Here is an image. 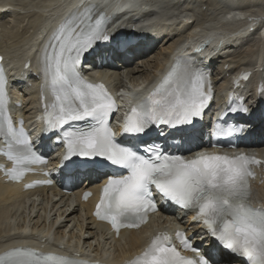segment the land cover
<instances>
[{"label": "snow or ice", "instance_id": "snow-or-ice-1", "mask_svg": "<svg viewBox=\"0 0 264 264\" xmlns=\"http://www.w3.org/2000/svg\"><path fill=\"white\" fill-rule=\"evenodd\" d=\"M111 19L104 12L97 14L94 4L77 6L53 30L41 51L42 72L52 96L45 106V130L61 134L65 147L61 157L63 168L111 165L126 170V175L110 176L101 186L94 213L98 219L110 223L117 234L122 227H139L149 212L157 210L155 189L161 202H170L185 212L195 210L191 220L200 223L208 236L230 254L245 264H264V206L254 207L249 202V177L254 176L250 165L259 163L258 160L243 153L236 156L198 153L185 159L163 151L155 143H146L141 154L117 140L109 126L115 101L103 84L91 83L79 72L84 55L97 43L112 39L106 28ZM250 19L251 30L259 20ZM119 43L127 46L132 40L122 38ZM209 75L206 66L198 64L192 56L177 57L159 83L125 116L120 129L122 137L143 142V135L154 125L181 131L184 129L180 126L192 125L211 98ZM248 76L242 74L243 79ZM6 86L4 69L0 67V136L6 144L0 151L13 162V168L7 169L6 174L19 180L25 172L32 171L31 165L42 163L43 158L33 149L24 128L13 125L7 111ZM258 92L264 95V85ZM228 111L247 114L250 109L241 98L235 106L230 104ZM216 129L217 136L243 131L242 126L232 124L227 128L216 124ZM88 195L85 193V198ZM175 237L183 249L196 253L198 258L182 255L168 233H158L124 264H213L218 259L212 253L202 254L183 230L177 229ZM0 264L89 262L66 254L14 247L0 252Z\"/></svg>", "mask_w": 264, "mask_h": 264}, {"label": "bare ground", "instance_id": "bare-ground-1", "mask_svg": "<svg viewBox=\"0 0 264 264\" xmlns=\"http://www.w3.org/2000/svg\"><path fill=\"white\" fill-rule=\"evenodd\" d=\"M14 1H17V0H2V1H0V35H3V33L1 32L2 30L7 29L11 25V23H13L15 21L14 17H17L18 13L13 15V10L18 7V6H15V8L13 7L12 4H18V3H13ZM117 1L118 0H112L111 1L113 8H117V7H115V5H119L118 4L119 1L118 2ZM156 1H161V0H156ZM210 1H211V3L214 2L215 4H220L222 6L232 2L231 0H225L226 3H220L219 1H221V0H219V1L218 0H210ZM235 1H237V2H234L235 5H236V8H237L240 5L238 3L242 2L243 0L242 1L235 0ZM20 2H23V0L20 1ZM145 2H146V0H145ZM196 2H198V0ZM247 2L255 3L257 5L256 11H262L263 10L261 8L262 5H263L262 1H260V0H247ZM78 3H79L78 0H65V3L62 6H60V8H58L59 6H57L56 9H58V10L53 13V15L50 18V20H48L46 23H40V25L38 26L37 30L36 31L34 30L31 33L30 39L32 38V40L26 46V48H25V50L23 52V55L22 56L20 55L21 57L17 58V59L16 58H12V60L14 59V62L11 65L7 64V61H8L7 58L9 57L7 55V53L5 51L2 52L0 50V55H1L0 58H2V59H0V61L3 63L5 72L7 74V78H8L7 84H8V87H9V93H10L11 98H12V102L10 103V109L12 111H14L15 113L18 110H20V113L27 118L28 116L24 112H27V110L29 108H33L35 106L36 96H37V93H38L40 82H41V80H44V77H42V78L39 77V73L40 72L38 71L39 68H40V71L42 72V66H41L40 57H41V51L43 49V46H44L45 42L48 40V38L51 35V33L53 32V30L57 27V24H59V22H61V19L64 16V14L66 13V11L68 9H71V8L73 9V8L77 7ZM185 5L187 6V3ZM185 5H182V7L183 6L185 7ZM188 5H189V1H188ZM208 7H207V9H208ZM158 8H160V7L158 6ZM186 8H184V10L186 11L185 13L187 14V12L189 10L187 9L188 10L187 11ZM236 8L233 7L231 9H229L228 13H227V11H226L227 9H226L225 12H224L225 14L224 13L217 14V15L214 16V18L212 20H210L208 22L198 23V26H196L195 28L190 30V32H188L187 35L188 36H190V35L199 36L200 35V42L210 43V45L212 44L213 41L218 42L216 39H212L210 42L206 39V37H210L211 36L209 31L213 30L216 33L218 31H220V29H219L220 27L227 28V27L230 26V27L235 28L234 26L236 24H238L239 22H236V20L235 21H233V20L232 21H227V20L223 19V16L224 15H228L229 13L233 12ZM24 10H25V8H24ZM27 10H28V8H27ZM119 10H121V9H119ZM131 10L133 12L136 9H131ZM99 12L100 11H97V14ZM40 13H41V11H40ZM165 13H166V10H163L162 14H160L159 16L164 15ZM179 14H180L181 17L184 18V19H182L183 21H186L185 19L191 18L189 16L185 17V14H183L181 12V10H180ZM25 16H26V14H25ZM29 17H31V16H29ZM229 18H230V16H229ZM170 20L171 19H169L168 21H170ZM23 21H25V20H23ZM32 21H33V19H32ZM17 22H19V21H17ZM187 22L190 24L192 21H187ZM243 23H245V22H243ZM176 27L180 28L181 25L179 24ZM185 27H187V26H184V28ZM161 28H162L163 32H159V29H161ZM171 29L172 28H168L166 25L156 26V28H153L154 35H152V36L155 37L154 39L156 41L160 42V44H165V43H169L170 42L169 44H166L164 47H160L159 48V53H162V55L160 56V59L156 58V60H153L151 62V63H153V65L149 61L150 58L149 59L146 58V56L148 55L149 52H142V50H141V52H134L130 59H125V61H124L125 65L124 66H125L126 70L129 71L132 74V77L134 76L135 73L138 72V70H137V68L135 66H131V65L129 66V63H130L131 59L136 58V57H142L143 58L142 61L144 62V65L148 66L149 63H150L154 67L155 72H159V70L161 72L162 71L163 72H167L166 69L164 68V65H163V61L165 59V56L168 53H174L175 52L174 49H176L177 46L180 45V42L183 39V36L186 35V34H184L183 36H180L178 38V37H176V35L178 34L179 30H171ZM241 29H243V28H241ZM195 30H197V31H195ZM242 31L244 33L246 31V29L242 30ZM262 34H263L262 33V28H256L253 31L254 37L255 36L257 37L256 39L264 41V35H262ZM240 36L241 35L233 37L232 41L229 40L228 42L230 44L231 43H233V44L237 43L238 45L240 43H245L246 44L247 41L244 42L243 40H241L242 37H240ZM174 38H176V39H174ZM26 39H27V37L23 38L24 42L26 41ZM191 39L192 38H190V40ZM218 39H220V37ZM250 42H252V41H250ZM197 44H198V42H197ZM257 45H255V47H257ZM251 46H252V44H251ZM139 48H142V47H139ZM259 48H262V47H259ZM165 49L167 50V52L165 51L166 53L164 55V51L162 52V50H165ZM252 49H255V48L252 47ZM196 56L198 57V59L200 61H202V59H201V57L199 55L196 54ZM26 58L29 59V62H30L29 66L27 68H22L21 63ZM229 60L232 61L231 58H229ZM230 61H228V62H230ZM223 64H224V61H222L221 64H220L221 65L219 67L220 70L224 69ZM237 68H239V67H236L235 69H237ZM115 70H117V69H115ZM232 70H234V69H230L229 73ZM155 72H153L151 75H147L145 78L149 79L150 77H152L155 74ZM217 73H220V71H218ZM99 74H101V73H99ZM14 76L18 77L19 81H15V79H13ZM216 77H217L216 74L212 75V77H211L212 81L216 82L215 81ZM46 82L47 81L45 80V83ZM42 91L46 94V90H42ZM47 97H49V95H47ZM13 101H20L19 106H17L16 104H13ZM257 146L260 147V149H264V141L261 140L260 143L257 144ZM34 191H36L37 193H42L46 197L50 196V195H48V192H47L48 190H47L46 187L35 188ZM34 191H32V190H23L22 189V182H17L16 183V182H11V181H6V180H3V177H0V234L2 233L1 227L5 228L7 231L9 230V228L13 227L12 219L9 218V213H10V208H11L10 206L14 205V204H21V202H23V199L26 196H29L32 193H36ZM49 192L50 193H54V194H58L59 195L58 198H61V199H64L63 197H65L64 200H65V203L68 206H67V208L65 210L62 211V213H65L64 216L67 217V220L74 219V221H79V222L81 220L82 221L84 220L86 222L85 223V227L86 228H90L91 227V228L99 229L103 234L107 235L112 240L114 249L116 251L115 255L110 256V257H113L112 259H118L119 261H122L124 259V257L125 258H129L130 256L133 255V253L136 251V249L144 241L143 239L145 237V233H146V230L148 228H150L152 225H157V224H162L163 225V224L166 223V220H159L158 222L155 223V221L153 219V216H154L153 215V216H151V219L149 220V222L145 226H143V227H141L139 229H136V230H122V231H120V237L123 236V243H119V240H120L119 238H118L119 240L113 238L112 234L107 231L106 226L103 225L102 223H98L91 216L90 207H91L92 204L90 203V201H91L90 199L88 201L81 202L75 197L74 203L73 202H71V203L69 202L68 203V202H66L68 200V197L60 196L59 193L54 191V187H51L49 189ZM50 199H52V198H50ZM33 204H34V202L32 200L30 206L32 207ZM75 207H77L79 209L78 210V214L76 213L77 208H75ZM161 210H162V213H168V214L171 213V209L168 206H161ZM159 215H162V214H159ZM42 221H43V219L41 221H39V222L37 220H35L33 222V225L28 227L27 229L24 228L25 226H22L21 230H19V231L21 232V231L29 230L30 231L29 232L30 233L29 236H26L28 234H22L23 238H21V239H13V240H9V241L7 240L5 242L3 241L4 243H0V251L5 249V248L9 249L8 247H11V246H13L15 244H19V243H23V242L29 243L30 245H32L33 248H36V249L39 248L40 246H38V244H39L38 236L39 235H46V234L49 233V229L48 228L44 230V228H43L44 223H41ZM171 222H174V221L171 220ZM53 225H54V222L51 221V225L50 226L52 227ZM54 230H55V233L58 235L57 236L58 238L59 237L61 238V236L64 235V228H62L60 226V224L56 225ZM25 237H32V239H34V240L32 242H27ZM72 240H73V242L71 243ZM61 241L64 244L63 248H60L57 245H46L43 250L44 251L45 250L54 251V252H58L60 254H66V255H69V256L71 255L73 250H77V251H80V253H89L90 255L95 256V257H99L101 259L110 258V257H103L102 254L98 251V248L96 246H94L95 244L92 245L91 242H87L86 243V241L84 242V240H83L81 242V245H78L79 244V235L73 234L71 236V234L69 232L67 238L65 240L63 238ZM205 242H208L207 239L205 240ZM43 243H45V242H43ZM83 243L85 245L87 244L88 247L83 245ZM218 259H221L220 261L226 263V261H224V259H226L224 256L220 255L218 257Z\"/></svg>", "mask_w": 264, "mask_h": 264}, {"label": "rangeland", "instance_id": "rangeland-1", "mask_svg": "<svg viewBox=\"0 0 264 264\" xmlns=\"http://www.w3.org/2000/svg\"><path fill=\"white\" fill-rule=\"evenodd\" d=\"M0 1H2V0H0ZM20 1H22V0H17V1L13 2V3H18V4H12L14 8H15V6H18L16 9L13 10V15H15L17 13L19 15L17 14V17H14L15 21L13 23H11V25L7 29L2 30L1 32L3 33V35H0V50L2 52L5 51L7 53V55L9 56L7 58V60H8L7 64L8 65H11L14 62V59L12 60V58L17 59L23 55V52H24L26 46L32 40V38L30 39L31 33L34 30L35 31L37 30L40 23H46L48 20H50L53 13L58 10V9H56L57 6H59L58 8H60V6H62L65 3V0H28V1L23 0V2H20ZM188 1H189V5H188ZM196 1L197 0H172V1L171 0H162V1L146 0V3L149 5L159 6V7L163 8L164 10H166V12H170L171 15L169 16L170 17L169 19H171V20L169 22L164 23V25H166L168 28H172L171 30H179L178 34L176 35V37L179 38L180 36H183L184 34L187 33L184 31V29H185L184 26H186L184 24L186 21H183L181 18L177 17V15L180 13V10L183 14H185V17L186 16L191 17V18H188L185 20L193 21L194 23L197 24L196 26H198V23H201V22L205 23V22L212 20L215 15L224 13L226 10L227 4L222 6L220 4H215L214 2L211 3L210 0H198V2H196ZM221 1H219V2L220 3H226L225 0H221ZM239 1H242V0H239ZM260 1L263 2V5L261 7L263 9L262 11H256L257 5L255 3H247V0H243L242 2H239V4L241 6L239 5L236 10L238 12L249 13V14H247V17H249L252 14L259 13V14H262V18H263L264 0H260ZM233 2H237V1L233 0ZM186 3H187V6L185 5ZM182 5H185V7L184 6L182 7ZM207 7H208V9H207ZM24 8H25V10H24ZM27 8H28V10H27ZM184 8H186V10L187 9L189 10V11L187 10L188 11L187 14L185 13L186 11L184 10ZM40 11H41V13H40ZM25 14H26V16H25ZM29 16H31V17H29ZM165 16H167V14H165ZM32 19H33V21H32ZM23 20H25V21H23ZM17 21H19V22H17ZM237 22H239V23L236 24L237 26L236 25L234 26L235 28L230 27V26L227 28L219 26L220 31H218L216 33H215V31L210 30L209 32L211 34V36H210L211 38L206 37V39L209 42L212 39H216L219 41L221 40L220 44L217 47H214V48H216V52H215L216 57H214L215 59H213V60L215 61L214 64H217L218 67H219L221 61H226V66L223 70H220V73H217L218 71H216V70L214 71V73L216 72V76H217L216 79L222 83H224V80H222V79L229 74V70L231 69V66L233 67L232 69H234L240 63L251 62L254 58L255 52L258 49L264 48L263 47L264 41L256 39L257 38L256 36L254 37L253 35H251L250 33H247V32H246V35L242 36V38L247 39V37H249V36H252V37H250L248 40H246L247 41L246 44L243 43L242 45L239 46V48L238 47L235 48V47L228 45L227 42L229 40L232 41L233 37H236L238 35H243L244 33L242 30H245L249 27L245 18L239 19ZM243 22H245V23H243ZM179 24L181 25V27L180 28L176 27ZM182 24H183V26H182ZM241 28H243V29H241ZM24 37H27L25 42L23 40ZM219 37H220V39H218ZM174 39H176V38H174ZM250 41H252V42H250ZM169 43H165L164 46L166 44H169ZM250 43L252 44V46ZM254 44L257 45V47H255ZM252 47L255 49H252ZM259 47H262V48H259ZM163 51H164V55H165L166 49L162 50V52ZM219 54H223V56H217ZM161 55H162V53H159V48L158 49L156 48V49L152 50L151 52H149L147 55L148 57L146 56V58L147 59L150 58L149 61L151 63L153 60H156V58L160 59ZM229 58H231L232 61H230ZM227 60L230 62H228ZM150 63L148 66L144 65V62H141V64L139 66L134 65L135 67L140 69V72L137 73L138 74L137 76L141 77V79H142V78L146 77L147 75H151L155 70H154V67L152 66L153 63H151L152 65ZM131 66H133V64ZM30 113H31V111L28 110V115ZM30 121L32 122L33 125L35 124V121H32L31 119H30ZM48 195H49V193H48ZM50 198H52V199H50ZM64 199L58 198V196L46 197L42 193H34V194H30L29 196H26L23 199V202H21V204L11 205L9 218L12 219L13 227L9 228L8 231L5 228L1 227L2 233L0 234V243H4L7 240L9 241V240H13V239H21V238H23L22 234H28L26 236H29L30 233H22V231L21 232L19 231V230H21V227L25 226L24 228L27 229L28 227L33 225V222L35 220H37L39 222L43 219V221L41 222V223H44L43 228H44V230L47 228L49 229L48 234L52 235V239L57 238L58 235L55 233L54 229H55L56 225L60 224V226L62 228H64V240L67 238V236L70 232L71 236L73 234L79 235V244L78 245H81V242L84 240V242L86 241V243L91 242L92 245L95 244L94 246H96L98 248V251L102 255H106V256L115 255L116 251L114 249L112 240L109 237H107L106 235H104L100 230L95 229V228H91V227L86 228L85 227L86 222L84 220L83 221L81 220L80 222L74 221V219L67 220V217L64 216L65 213H62V211L65 210L68 206L65 203ZM32 200H33L34 204L31 207L30 204H31ZM66 202H70V200L66 201ZM75 208H77V207H75ZM78 210L79 209L77 208V210H76L77 214H78ZM51 221L54 222V225L52 227L50 226ZM26 231H29V230H26ZM25 239L27 240V242H32L34 240V239H32V237H25ZM72 242H73V240L71 241V243ZM119 243H123V239H120ZM83 245H85V244L83 243ZM85 246L88 247L87 244Z\"/></svg>", "mask_w": 264, "mask_h": 264}, {"label": "water", "instance_id": "water-1", "mask_svg": "<svg viewBox=\"0 0 264 264\" xmlns=\"http://www.w3.org/2000/svg\"><path fill=\"white\" fill-rule=\"evenodd\" d=\"M223 19L227 20V21H230L232 18L230 17H226V16H223Z\"/></svg>", "mask_w": 264, "mask_h": 264}]
</instances>
